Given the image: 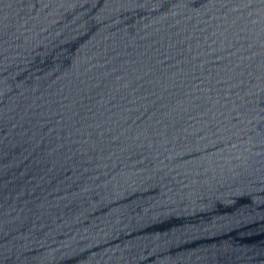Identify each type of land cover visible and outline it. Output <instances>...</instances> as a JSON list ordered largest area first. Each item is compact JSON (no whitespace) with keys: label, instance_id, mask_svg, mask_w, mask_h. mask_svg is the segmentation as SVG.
Here are the masks:
<instances>
[{"label":"water","instance_id":"water-1","mask_svg":"<svg viewBox=\"0 0 264 264\" xmlns=\"http://www.w3.org/2000/svg\"><path fill=\"white\" fill-rule=\"evenodd\" d=\"M0 264H264V0H0Z\"/></svg>","mask_w":264,"mask_h":264}]
</instances>
